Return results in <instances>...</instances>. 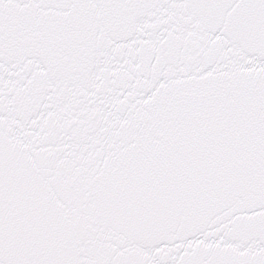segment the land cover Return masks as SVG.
I'll return each mask as SVG.
<instances>
[{
	"label": "snow or ice",
	"instance_id": "6c2138e0",
	"mask_svg": "<svg viewBox=\"0 0 264 264\" xmlns=\"http://www.w3.org/2000/svg\"><path fill=\"white\" fill-rule=\"evenodd\" d=\"M0 264H264V0H0Z\"/></svg>",
	"mask_w": 264,
	"mask_h": 264
}]
</instances>
